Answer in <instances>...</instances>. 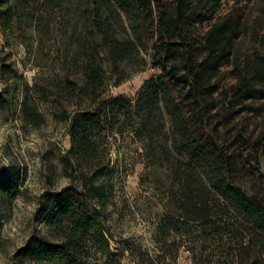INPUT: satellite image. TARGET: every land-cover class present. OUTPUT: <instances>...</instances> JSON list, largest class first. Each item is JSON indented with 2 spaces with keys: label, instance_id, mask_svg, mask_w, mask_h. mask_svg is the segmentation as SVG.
<instances>
[{
  "label": "rangeland",
  "instance_id": "1",
  "mask_svg": "<svg viewBox=\"0 0 264 264\" xmlns=\"http://www.w3.org/2000/svg\"><path fill=\"white\" fill-rule=\"evenodd\" d=\"M94 7L93 0H8L0 8V264H234L237 250V262L264 264V244L252 241L244 223L232 221L229 233L214 237L183 218L175 158L143 153L149 134L155 146L164 140L158 117L144 129L118 107L110 114L100 106L117 98L134 105L160 71L146 55L144 63L110 64L99 47ZM244 13L264 22V0ZM88 64L102 69L95 102L83 84ZM97 110L103 130L78 160L73 118ZM96 189L100 200L89 198ZM64 190L82 211L73 225H52L54 196ZM76 228L66 256L33 255L37 243L59 244ZM241 236L251 244L245 253Z\"/></svg>",
  "mask_w": 264,
  "mask_h": 264
},
{
  "label": "trees",
  "instance_id": "2",
  "mask_svg": "<svg viewBox=\"0 0 264 264\" xmlns=\"http://www.w3.org/2000/svg\"><path fill=\"white\" fill-rule=\"evenodd\" d=\"M7 2L0 0V8ZM256 2L93 0V5L99 47L110 64L144 63L146 55L151 68L160 71L141 87L134 105L117 98L100 106L110 114L118 107L144 129L156 117L161 120L164 140L155 146L149 134L143 153L160 151L175 158L171 167L185 220L208 228L214 237L229 233L232 221L242 222L252 241L264 244V22L250 21L244 13L246 5ZM78 49L87 55L85 45ZM101 72L98 65L85 67L83 84L92 102L100 98ZM98 111L73 118L72 152L78 160L90 153L103 130ZM54 197L52 225L72 224L82 211L79 201L69 190ZM101 197L99 191L89 196ZM78 233L71 230L52 246L37 243L33 255L66 256ZM249 245L241 236L244 253ZM240 256L239 250L231 254L232 263L245 264L237 262Z\"/></svg>",
  "mask_w": 264,
  "mask_h": 264
}]
</instances>
